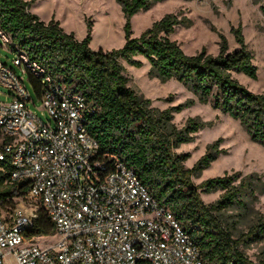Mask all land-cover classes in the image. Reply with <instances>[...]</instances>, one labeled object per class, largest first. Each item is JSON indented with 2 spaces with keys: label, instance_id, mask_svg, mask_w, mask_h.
I'll use <instances>...</instances> for the list:
<instances>
[{
  "label": "trees",
  "instance_id": "obj_1",
  "mask_svg": "<svg viewBox=\"0 0 264 264\" xmlns=\"http://www.w3.org/2000/svg\"><path fill=\"white\" fill-rule=\"evenodd\" d=\"M35 1L0 0V29L11 38V52L23 51L56 82L86 97L96 109L87 128L101 151L121 158L134 169L154 198L171 210L198 246L203 264H264L251 262L231 231L214 215L232 207H245L246 200L255 197L257 184H264L261 176L237 172L194 185L192 178L201 176L224 151L210 144L197 163L187 169L184 164L190 155L177 154L176 149L192 142L193 135L209 124L196 117L178 128L173 122L174 114L194 102L187 100L165 110L153 107L150 99L128 86L129 79L121 63L140 68L143 64L138 58H144L151 66L150 77L163 83L180 82L200 103H210L214 109L239 121L251 140L264 147V93L249 91L234 77L244 74L257 78L253 54L244 44L241 29L235 31L239 49L229 52L222 36L218 55L208 54L205 49L188 55L169 36L178 26L190 27L189 18L180 13L168 14L139 37H132V17L162 0H116L126 20L125 45L113 51H94L90 47V25L87 37L77 40L73 33L64 31L59 21L44 22L33 14L30 9ZM30 81L38 93V82L33 78ZM9 172L8 163L0 164L3 213L15 209L13 198L24 197L29 189L25 182H11ZM216 191L223 192L222 198L205 205L201 193ZM261 226L264 232V224ZM55 234V224L40 208L30 236Z\"/></svg>",
  "mask_w": 264,
  "mask_h": 264
},
{
  "label": "built area",
  "instance_id": "obj_2",
  "mask_svg": "<svg viewBox=\"0 0 264 264\" xmlns=\"http://www.w3.org/2000/svg\"><path fill=\"white\" fill-rule=\"evenodd\" d=\"M10 49L11 38L0 29ZM13 63L38 82L46 124L28 106L22 78L0 61V85L14 96L0 104V164L29 187L23 199L55 224L57 241L31 237L37 211L0 212V264H203L198 246L134 169L103 153L89 133L96 109L17 50ZM15 200V197L13 198Z\"/></svg>",
  "mask_w": 264,
  "mask_h": 264
},
{
  "label": "rangeland",
  "instance_id": "obj_3",
  "mask_svg": "<svg viewBox=\"0 0 264 264\" xmlns=\"http://www.w3.org/2000/svg\"><path fill=\"white\" fill-rule=\"evenodd\" d=\"M261 8L264 9V0L258 3L253 0H162L132 17V37H139L164 16L180 13L189 18L192 25L188 28L178 26L169 38L176 41L188 55H195L205 49L208 54L216 56L222 36L228 43L229 52L241 47L235 36V31L241 29L244 44L253 54L257 78L252 79L244 74H234V77L249 91L261 94L264 93V12ZM30 11L44 22L51 19L59 21L65 32L73 33L80 41L87 37L90 25V47L94 51H113L125 45L126 20L116 0H36ZM13 58L14 53L0 37V61L13 68L17 76L23 79L32 97L29 108L44 123L49 124L52 118L41 107L29 75L23 74L14 65ZM138 59L143 64L140 68L121 61L130 88L150 99L152 106L160 110L192 100L194 103L191 106L174 114L173 122L178 128H182L189 118L196 117L209 124L193 135L192 142L176 149L177 154L190 155L185 167L191 169L210 144H216L220 151H224L201 176L192 178L194 185L199 186L210 178L237 172L243 175L257 173L264 182V147L251 140L239 121L214 109L210 103H200L191 91L176 80L163 83L150 77V64L142 57ZM13 96L10 89L0 85V104L10 102ZM222 195V191L201 193V199L205 205H211L219 201ZM24 197L15 198L16 207L24 205L36 211L41 208ZM245 204V207H232L214 215L231 231L233 239L240 244V250L251 262L264 263V232L261 230L264 224V184H257L255 197L246 200ZM1 210L3 213L4 210ZM56 241L57 237L52 236L38 242L53 244Z\"/></svg>",
  "mask_w": 264,
  "mask_h": 264
}]
</instances>
